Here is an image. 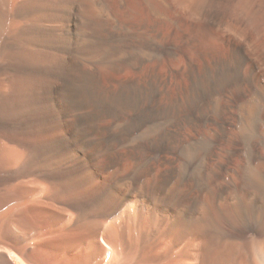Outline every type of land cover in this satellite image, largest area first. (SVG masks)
Wrapping results in <instances>:
<instances>
[{
	"label": "bare ground",
	"instance_id": "1",
	"mask_svg": "<svg viewBox=\"0 0 264 264\" xmlns=\"http://www.w3.org/2000/svg\"><path fill=\"white\" fill-rule=\"evenodd\" d=\"M0 264H264V0H0Z\"/></svg>",
	"mask_w": 264,
	"mask_h": 264
}]
</instances>
